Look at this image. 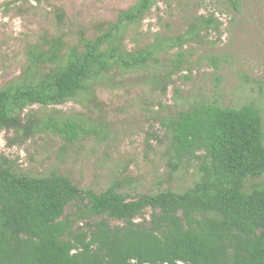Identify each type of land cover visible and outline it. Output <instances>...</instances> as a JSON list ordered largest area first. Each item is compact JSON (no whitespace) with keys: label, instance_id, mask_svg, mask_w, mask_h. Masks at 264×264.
Listing matches in <instances>:
<instances>
[{"label":"trees","instance_id":"1","mask_svg":"<svg viewBox=\"0 0 264 264\" xmlns=\"http://www.w3.org/2000/svg\"><path fill=\"white\" fill-rule=\"evenodd\" d=\"M155 1L136 0L94 37L68 45L63 36L49 35L31 45L21 77L0 87V128L25 135L51 129L73 141L87 132L77 120L49 117L39 124L31 116L27 125L22 111L92 94L112 70L141 68L215 23L199 16L184 35L125 50L123 31ZM227 1L238 7V0ZM164 127L171 170L184 160L199 161L198 178L180 192L167 188L130 198L118 180L95 191L57 172L25 175L0 161V264H264V180H256L264 175L260 109L253 102L200 101ZM68 205L75 207L71 213H65ZM82 220L85 228L73 230Z\"/></svg>","mask_w":264,"mask_h":264},{"label":"rangeland","instance_id":"2","mask_svg":"<svg viewBox=\"0 0 264 264\" xmlns=\"http://www.w3.org/2000/svg\"><path fill=\"white\" fill-rule=\"evenodd\" d=\"M135 1L0 0V87L21 77L27 49L43 43L42 36L61 35L68 45L82 35L94 37ZM199 16L212 17L214 25L180 47H165L141 68L112 70L92 94L27 106L22 124L30 125L31 116L39 124L68 117L87 132L67 141L51 129L25 135L22 129L0 128V161L25 175L57 172L95 191L118 180L130 198L189 187L198 178L199 161L184 160L171 170L164 123L200 101L234 107L253 102L264 126V0H238L236 9L227 0H156L122 34V47L134 51L156 38L184 35ZM74 208L68 205L65 213ZM85 223L72 228L80 230Z\"/></svg>","mask_w":264,"mask_h":264}]
</instances>
